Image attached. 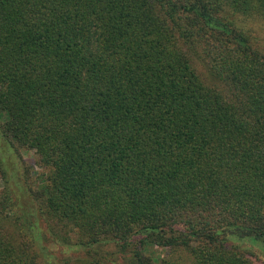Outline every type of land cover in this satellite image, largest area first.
<instances>
[{"label": "trees", "instance_id": "16d2710c", "mask_svg": "<svg viewBox=\"0 0 264 264\" xmlns=\"http://www.w3.org/2000/svg\"><path fill=\"white\" fill-rule=\"evenodd\" d=\"M250 21L264 0H0V138L35 155L17 194L0 154V264H58L45 239L85 249L61 264H256L237 244L264 253Z\"/></svg>", "mask_w": 264, "mask_h": 264}, {"label": "rangeland", "instance_id": "374dc122", "mask_svg": "<svg viewBox=\"0 0 264 264\" xmlns=\"http://www.w3.org/2000/svg\"><path fill=\"white\" fill-rule=\"evenodd\" d=\"M251 24H249L252 28L251 30H254V35L257 37L258 41L261 43H264V25L258 24L253 21H250ZM203 70V68H202ZM0 154L3 159V163L5 167L8 170L9 175V181L11 183L12 189L19 194L17 186L21 185L24 181V169L26 167V164L29 166H32L34 161V152L33 151H23L22 157L24 162L16 163L14 157L11 155V152L9 149H7L5 143L0 138ZM17 160V159H16ZM18 171V172H16ZM38 171V168L36 167H30L29 168V175L31 177H34L35 173ZM28 174L27 172H25ZM4 183L0 181V188L2 187ZM25 204V203H24ZM38 220V219H36ZM46 233V229L40 228L38 234L43 235ZM43 237V236H42ZM40 243L43 245L41 247V250L45 253L46 258H50V260H53L54 262H58V264H61L65 259H74L75 257L80 256L83 253V248L79 247H70L66 245H61L57 243H51L48 242V240H40ZM239 246H241L244 249H247V251L250 252L248 254V257L256 264H264V253H262L256 246H252L249 242L245 241H239L237 242Z\"/></svg>", "mask_w": 264, "mask_h": 264}]
</instances>
